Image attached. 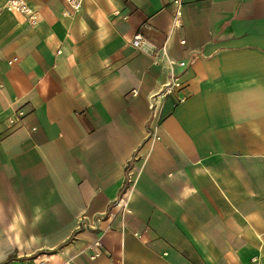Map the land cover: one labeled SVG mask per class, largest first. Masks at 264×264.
Instances as JSON below:
<instances>
[{"label": "crops", "instance_id": "0c3cea01", "mask_svg": "<svg viewBox=\"0 0 264 264\" xmlns=\"http://www.w3.org/2000/svg\"><path fill=\"white\" fill-rule=\"evenodd\" d=\"M5 1L0 262L264 264V0Z\"/></svg>", "mask_w": 264, "mask_h": 264}, {"label": "built area", "instance_id": "2783aa9c", "mask_svg": "<svg viewBox=\"0 0 264 264\" xmlns=\"http://www.w3.org/2000/svg\"><path fill=\"white\" fill-rule=\"evenodd\" d=\"M66 4L69 6L70 10L72 12L79 10L81 7L82 0H65ZM174 4L176 5V10L173 14L172 20L173 25L178 26L180 23V17H181V0H175ZM3 8L14 12L21 14L23 16H26L28 21L32 24L36 23L38 21V17L36 15L35 10L30 7V5L26 2V0H6L3 4ZM133 42L134 46L138 48L141 52L145 53L146 55L150 56L152 58V61L154 64L161 65V60L164 56L167 55L166 50L164 46L157 47L153 43L149 42L148 39L140 32H136L133 36ZM181 43H184V40L180 41ZM13 60H16V58H13ZM168 64L165 66V69L167 71V78L162 84L161 88L154 93L150 98V109L152 111V119L156 116V109L159 105L160 107L164 105L166 99L173 94H175L176 91L180 90L182 88V82L180 81L178 72L176 71L177 68H186L187 62L182 60H174L172 58H167ZM133 94H137V90H133ZM183 100V97H176V102H180ZM23 112L19 111L18 113H15V116L22 115ZM15 116H9L7 117L6 121L9 125H13L17 119ZM156 138H159L156 136ZM113 207H117L119 210H123L125 212H128L126 208V201H123L122 196L118 198V200L115 202ZM135 235H138L137 233H134ZM94 248L99 249L101 247V242L99 239L95 240L92 244ZM98 255V252H95L91 255V257H95Z\"/></svg>", "mask_w": 264, "mask_h": 264}, {"label": "trees", "instance_id": "16d2710c", "mask_svg": "<svg viewBox=\"0 0 264 264\" xmlns=\"http://www.w3.org/2000/svg\"><path fill=\"white\" fill-rule=\"evenodd\" d=\"M12 258V256L10 255V256H8L4 261H2V262H0V264H3V263H5V262H7V261H9L10 259Z\"/></svg>", "mask_w": 264, "mask_h": 264}]
</instances>
